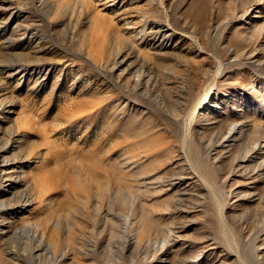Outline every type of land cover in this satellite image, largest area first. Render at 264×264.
<instances>
[{"label": "rangeland", "instance_id": "obj_1", "mask_svg": "<svg viewBox=\"0 0 264 264\" xmlns=\"http://www.w3.org/2000/svg\"><path fill=\"white\" fill-rule=\"evenodd\" d=\"M130 1L0 0V264H264V0Z\"/></svg>", "mask_w": 264, "mask_h": 264}, {"label": "bare ground", "instance_id": "obj_2", "mask_svg": "<svg viewBox=\"0 0 264 264\" xmlns=\"http://www.w3.org/2000/svg\"><path fill=\"white\" fill-rule=\"evenodd\" d=\"M97 2L99 3V6H100L101 9H106V10H109V11H113L114 14H117L119 16V19H121L123 21V23L129 24L128 27H134L133 26L134 24H139L141 26V28H142L140 30H145L147 28V22L142 23V20H141L140 15H139L138 8L136 6L130 5V3H131L130 0H97ZM118 3H120V4H118ZM5 4H6V2H5ZM5 8L7 10L10 9L9 7H5ZM130 24H132V25H130ZM155 27L157 28V32L161 33L162 41L161 42H157V45H154V47H160V48L164 47V46L170 47L169 45H167V41L170 38H172L171 36H172L173 33L170 32L168 27H166V26H164L162 24L156 25ZM150 32H152V31L150 30ZM155 38L156 37L151 38V44L152 45L155 44L154 43V41H155L154 39ZM10 44H12V43L10 42L9 45ZM120 62L123 63L124 59H122ZM30 69H32V71H38L39 70V69H37L35 67L34 64L26 65V64L20 63V64L16 65L15 69L10 71L9 76L13 77V76L19 75V77H20L19 79L21 80V78H23L24 76H26V74H28V71ZM48 69H51V68L49 67ZM210 105H211V108H213L215 110H217V108L220 107L219 106L220 104H217L216 102L210 103ZM237 132L238 131H237L236 127L232 126L227 131H225V132H223L221 134V136H222L221 137V141H220L221 149L227 150V149H229L232 146L233 142L237 138ZM1 163H2L3 170L6 171V173H8V178H6V184L4 185L5 187L3 189H1V192L3 193V195H6L10 191H12L11 189L14 188L16 183L18 182L17 178L12 177V172L16 171V165H14L13 162H8L6 160V158H4ZM0 166H1V164H0ZM177 179L179 181H181L183 178L181 176H179V177H177ZM27 231H28V229H26V232Z\"/></svg>", "mask_w": 264, "mask_h": 264}]
</instances>
